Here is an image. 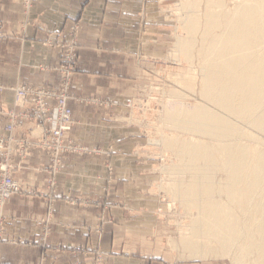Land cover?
I'll return each instance as SVG.
<instances>
[{"label":"crops","instance_id":"0c3cea01","mask_svg":"<svg viewBox=\"0 0 264 264\" xmlns=\"http://www.w3.org/2000/svg\"><path fill=\"white\" fill-rule=\"evenodd\" d=\"M146 14L152 18L145 22ZM158 14V6L146 0H0V29L8 36L0 42V133L8 112L15 109L13 88L21 84L59 88L61 52L47 40L68 41L74 19L82 23L74 95L116 101L108 108L70 102L76 120L72 140L103 153L67 156L56 199L50 196V160L45 153L33 151L24 160L15 159L19 166L15 179L37 196H14L9 201L5 230L11 243L0 245V264H90L96 254L103 255L104 264H188L158 256L159 249L153 248L160 216L146 213L143 180L136 177L145 169L138 163L139 139L121 123L133 78L126 75V67L140 49L143 52L146 41L159 45L160 23L154 21ZM33 126L23 121L17 137H27ZM106 160L115 168L111 198L127 208L102 216L93 201L81 200L100 197ZM130 187L136 191L131 200ZM98 224L101 237L95 232Z\"/></svg>","mask_w":264,"mask_h":264},{"label":"bare ground","instance_id":"6f19581e","mask_svg":"<svg viewBox=\"0 0 264 264\" xmlns=\"http://www.w3.org/2000/svg\"><path fill=\"white\" fill-rule=\"evenodd\" d=\"M223 1L207 6L204 21L199 11L189 10L192 38L178 44L189 57L203 28L201 96L213 106L168 118L172 126L211 140L168 143L177 146L181 162L188 161L181 167L191 180L178 191L189 210H197L193 237L188 242L183 235L182 244L193 258L217 253L232 256L234 264H264V149L248 130L264 135V0H236L230 9ZM33 133L44 135L37 126ZM212 170L222 173L221 181ZM193 238L218 244L202 246Z\"/></svg>","mask_w":264,"mask_h":264},{"label":"rangeland","instance_id":"374dc122","mask_svg":"<svg viewBox=\"0 0 264 264\" xmlns=\"http://www.w3.org/2000/svg\"><path fill=\"white\" fill-rule=\"evenodd\" d=\"M146 1H152L160 10V14L154 16V21L160 23L161 39L159 42L156 41L157 44H159L158 46H153L152 41H146L143 52L141 51L142 49H140L136 57L134 59L131 58L133 59L132 62H129L126 67V75L133 78L127 96V110L123 113L124 116L121 123L125 126L124 128L128 129L130 135H136L139 139L137 149L141 158L138 160V163L140 167L145 169L142 176L136 177L143 180L141 182V187L144 189L143 199L147 205L145 207L146 213L148 212L149 214L160 216L159 228L152 234L155 239V246L153 248L154 250L159 249L161 255L158 256H167L166 258H169L171 261H187L188 264H234V258L232 256L217 253H211V255H207V257L193 258V254L187 252V249L183 247L182 243L186 240H183L182 236L188 237V242H190L193 237L192 226L197 216V210H189L188 204L182 199L178 191V187L187 185L191 180L188 170L181 167L183 164L188 163V161L184 159L181 162L177 146L176 149H174V147L168 144L174 141L182 142L183 140H194L197 143L211 141L209 137L176 128V125L172 126L168 118L173 116L172 114L175 112L193 110L197 106L213 108L212 104L201 96L204 62L203 57L200 55V51L204 47L202 36L203 28L201 27L202 29H200L194 37L195 44H193L190 50L189 57L180 51L178 44L181 40L191 41L192 38L187 26L189 17L188 11H199L200 13H197L200 14L201 20L204 21V14L207 6L209 4L213 5V3L216 4V2L222 0ZM223 2L226 4L225 9L228 7L230 9L233 6V2H236V0H224ZM28 5L30 6V2ZM180 11L183 13H180ZM190 16H192V14ZM149 18L146 14L145 22L147 19L149 20ZM72 26H77L78 31L74 32V30L71 29ZM81 31V21L74 19L71 21L69 27L70 38L68 41L54 43L51 40H47V44L58 48L61 52V56L62 52H65L63 46L70 47L74 44L77 60L79 61ZM0 34L4 37L0 42L8 40L7 34L1 29ZM78 61L76 63V69L78 68ZM62 63L63 62H61V65ZM61 65L58 70L61 68ZM20 86L39 87L21 84L17 85L13 90ZM0 90H3L2 86H0ZM73 100L78 102V104H87L98 108L113 107L116 104V101L112 98H105L93 94L85 96L74 95ZM71 110L73 121H75L76 124L74 111L72 108ZM74 126L69 133V138L71 140V133ZM31 128H35V124ZM248 130H250V132L252 131L251 133L261 139L259 146L264 149V135L251 128H248ZM43 134H45V130H43ZM27 137H30V134ZM75 144L87 148L85 145ZM88 149H93L96 153H94L95 151L93 150H89L87 155H101L103 153L101 148ZM33 151L41 152L39 150ZM45 154L49 157L47 153ZM106 161L107 171L106 174L102 176L104 184L102 186V192H100V197L96 200H81L83 203L93 201V205L100 209L102 216L105 215L106 211H113L120 207L127 208V204H122L111 198L113 193V191H111V186L115 182V168L110 163V160ZM210 172L216 180L221 181L222 173L220 171L212 170ZM59 176L57 178V190L55 193L50 190V196H58ZM135 192L136 191L132 190V187H130V200L131 194H134L135 198ZM41 194L45 195L43 193ZM42 195L38 194L39 197H42ZM32 196L35 197L37 195ZM7 223L8 218L6 216V221L3 225L5 228ZM101 227L102 225L98 224L95 231L99 237L103 235V229ZM193 240L195 241L194 243L202 246L208 245L215 247L218 244V241L212 239L211 242L206 239H201L198 242H196L194 238ZM2 242L11 243V240L6 236V239ZM197 255L199 256V254ZM90 264H104L103 255L96 254L94 259L90 261Z\"/></svg>","mask_w":264,"mask_h":264},{"label":"built area","instance_id":"2783aa9c","mask_svg":"<svg viewBox=\"0 0 264 264\" xmlns=\"http://www.w3.org/2000/svg\"><path fill=\"white\" fill-rule=\"evenodd\" d=\"M71 29L74 32L78 31L77 26H72ZM3 38L0 34V41ZM63 49H65V52H62L63 63L58 70L59 88L18 87L14 91L15 109L7 114L6 133L0 134V244L6 239L5 226H3L6 221L5 208L11 198L37 195V192L27 191L15 179L14 173L19 168L15 164V159H26L31 155L32 150L47 153L50 157L47 183L55 193L57 178L61 174L65 158L71 155H87L89 150H93L78 146L69 138V133L75 124L70 101L74 99L72 84L78 60L74 44L70 47L63 46ZM53 104H55L54 108H52ZM28 105L32 107V111L28 110ZM23 121L41 127L42 131L45 130V134L41 137L36 136L31 128L28 130L30 137L18 138L16 132ZM51 198L55 199L56 196L51 195Z\"/></svg>","mask_w":264,"mask_h":264}]
</instances>
